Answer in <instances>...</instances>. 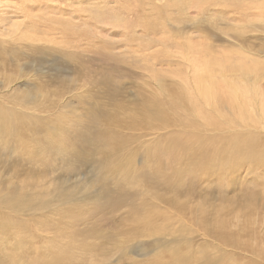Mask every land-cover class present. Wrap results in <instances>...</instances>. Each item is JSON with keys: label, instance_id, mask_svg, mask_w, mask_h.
<instances>
[{"label": "rangeland", "instance_id": "374dc122", "mask_svg": "<svg viewBox=\"0 0 264 264\" xmlns=\"http://www.w3.org/2000/svg\"><path fill=\"white\" fill-rule=\"evenodd\" d=\"M253 97L264 0H0V264H264Z\"/></svg>", "mask_w": 264, "mask_h": 264}, {"label": "bare ground", "instance_id": "6f19581e", "mask_svg": "<svg viewBox=\"0 0 264 264\" xmlns=\"http://www.w3.org/2000/svg\"><path fill=\"white\" fill-rule=\"evenodd\" d=\"M33 2V1H32ZM32 4V3H31ZM204 87V84H203V82H201V81H197V88L201 91L202 90V88ZM199 90H197V91H199ZM208 98H206V100H207ZM250 100V103H252L251 104V106H253V111L254 112H256V114H258V115H262L263 116V118H264V108H261V106H262V100H261V98H258V97H253L252 99H249ZM260 112V113H259ZM201 153H203V152H201ZM216 170V174H218V175H223V173H220V171L221 172H224L225 170H226V165H225V162L223 163V166H220L218 169L216 168L215 169ZM220 173V174H219ZM202 264V263H201ZM203 264H209V262L208 261H204V263Z\"/></svg>", "mask_w": 264, "mask_h": 264}]
</instances>
